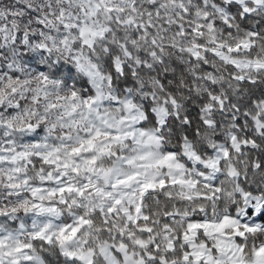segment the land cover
I'll return each instance as SVG.
<instances>
[{
  "label": "snow or ice",
  "instance_id": "6c2138e0",
  "mask_svg": "<svg viewBox=\"0 0 264 264\" xmlns=\"http://www.w3.org/2000/svg\"><path fill=\"white\" fill-rule=\"evenodd\" d=\"M0 3V264H264V0Z\"/></svg>",
  "mask_w": 264,
  "mask_h": 264
},
{
  "label": "clouds",
  "instance_id": "9594fccd",
  "mask_svg": "<svg viewBox=\"0 0 264 264\" xmlns=\"http://www.w3.org/2000/svg\"><path fill=\"white\" fill-rule=\"evenodd\" d=\"M11 2V0H9ZM33 4L39 3V0H32ZM0 6L6 7V4L0 3ZM15 7V5L13 4ZM59 7V5H57ZM85 52L87 53V49H85ZM59 57V59L63 62L62 65L56 64H50L48 60H45L44 64H41V67H46L47 74L52 77L53 69L54 68H60V73L56 77L61 81L59 86L52 85L51 82L49 83V94L47 98L45 99L43 96V93H41V98L39 100V103H33L32 96L33 94L31 92L26 93V99L21 101V103L25 106H27L28 109L35 112V115L32 116H25L24 119H31L32 122L40 123L44 128H48L52 124H56L57 127L53 130L51 139H55V137L63 136L66 132H68L67 128L60 127V121L56 119L57 116H63L64 121H69L73 119H78V112L73 113L72 116L65 115V108L60 107V105L68 106L72 103H75V101L65 99L67 97L71 96L72 91H76L83 96H89L93 95L94 93L90 91L91 85L87 84L85 81L87 80V77H84L81 73L77 72L75 70V64L71 59V55L64 51L63 48H61L59 51L56 49L53 50L52 58ZM32 63L33 69L31 71L34 73L37 71L35 69V64L40 63L39 60ZM31 82L26 85L27 88L37 87L40 85V77L38 75L33 74L31 76ZM13 100H18L19 97H12ZM49 103L58 105L56 108L47 109V105ZM108 105L104 104L101 107V111L103 112L104 108H107ZM114 111V109H113ZM45 117V119H41V117ZM16 127H23L24 124L20 123L19 121L15 124ZM72 132H75V129H72ZM33 140H40L45 133L43 131L37 130L36 133L32 134ZM230 187V185H227ZM206 203V202H205ZM63 207V206H61ZM65 212L67 209H63Z\"/></svg>",
  "mask_w": 264,
  "mask_h": 264
}]
</instances>
